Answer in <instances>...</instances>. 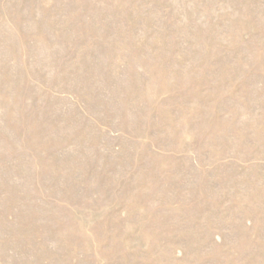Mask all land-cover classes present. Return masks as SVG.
Here are the masks:
<instances>
[{
	"label": "rangeland",
	"instance_id": "374dc122",
	"mask_svg": "<svg viewBox=\"0 0 264 264\" xmlns=\"http://www.w3.org/2000/svg\"><path fill=\"white\" fill-rule=\"evenodd\" d=\"M0 264H264V0H0Z\"/></svg>",
	"mask_w": 264,
	"mask_h": 264
}]
</instances>
